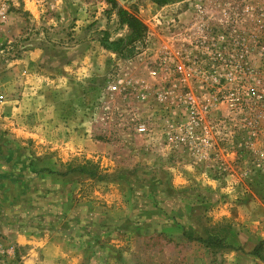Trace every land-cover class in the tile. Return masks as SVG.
<instances>
[{
  "label": "rangeland",
  "instance_id": "374dc122",
  "mask_svg": "<svg viewBox=\"0 0 264 264\" xmlns=\"http://www.w3.org/2000/svg\"><path fill=\"white\" fill-rule=\"evenodd\" d=\"M115 1L0 0V264H264V0Z\"/></svg>",
  "mask_w": 264,
  "mask_h": 264
},
{
  "label": "trees",
  "instance_id": "16d2710c",
  "mask_svg": "<svg viewBox=\"0 0 264 264\" xmlns=\"http://www.w3.org/2000/svg\"><path fill=\"white\" fill-rule=\"evenodd\" d=\"M157 3H164L167 0H154ZM111 4L112 9H117V15L121 24H126L131 30L130 42L140 38L145 31V25L143 22L134 14V12L118 7L115 0H107Z\"/></svg>",
  "mask_w": 264,
  "mask_h": 264
},
{
  "label": "built area",
  "instance_id": "2783aa9c",
  "mask_svg": "<svg viewBox=\"0 0 264 264\" xmlns=\"http://www.w3.org/2000/svg\"><path fill=\"white\" fill-rule=\"evenodd\" d=\"M139 131H145V127H144V125L143 126H141V127H139Z\"/></svg>",
  "mask_w": 264,
  "mask_h": 264
}]
</instances>
